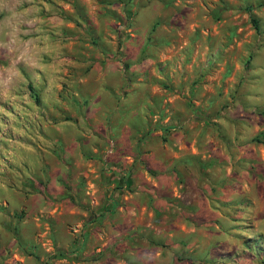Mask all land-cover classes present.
Segmentation results:
<instances>
[{
    "label": "rangeland",
    "instance_id": "374dc122",
    "mask_svg": "<svg viewBox=\"0 0 264 264\" xmlns=\"http://www.w3.org/2000/svg\"><path fill=\"white\" fill-rule=\"evenodd\" d=\"M98 65L120 71L116 92L83 87ZM82 90L107 93L91 110L106 129L78 150ZM240 107L264 120V0H0V182L34 196L14 216L33 231L26 264H140L183 232L175 207L234 203L217 139L233 156ZM83 205H112L113 228L79 223ZM242 226L227 248L260 251Z\"/></svg>",
    "mask_w": 264,
    "mask_h": 264
},
{
    "label": "crops",
    "instance_id": "0c3cea01",
    "mask_svg": "<svg viewBox=\"0 0 264 264\" xmlns=\"http://www.w3.org/2000/svg\"><path fill=\"white\" fill-rule=\"evenodd\" d=\"M94 74L97 75L96 80ZM86 77L88 76H83L80 80L83 87H86L88 82H96L108 85L114 92L117 91L121 82L120 71L113 65H98L97 73L91 74L89 79ZM95 92L86 90L79 92L80 98L90 101L89 105L92 109H88L90 113L87 117L84 116L82 119L79 117L81 128L76 131L75 137H73L77 142L78 150L83 149L84 146L91 148L94 132L99 130V127L106 129L104 117L95 118L91 110L99 106L93 100L98 96L104 97L107 93ZM166 121L164 124L159 122V126L156 128L157 132L173 130L171 127H167L172 124L167 125ZM182 123L185 124V128L191 127V123L189 125L187 121ZM236 123H238L237 134L232 139L235 143L233 156H226V139L221 133L225 130L222 126L218 127L217 139L218 152L221 154V157L218 156L217 162L223 165L222 170L218 173V180L223 181L222 184H218V195L222 200L223 196H233L234 203L213 205L201 203L186 207V209L183 207V210L175 207L178 212H189L190 214L189 220L184 217L176 219L183 232H177L175 235L169 234L171 236L169 237L170 248L167 250L158 249L143 253L140 264H264V120H260L257 115L252 114L250 107L243 109L240 107L239 119ZM258 138L261 140L259 141ZM192 150L195 153L193 148ZM181 159H188V157L178 153L173 154L169 163ZM227 160H232L231 171L230 167L228 169L224 166L225 163H228ZM206 190H210L208 185ZM51 198H54L53 193H51ZM33 201L34 196L29 194L27 189L22 191L7 189L6 185L0 182V203L4 204V207L0 205V264H16L17 261L26 264V259L30 257V247L33 246V242H28L26 238L31 237L33 231L24 229L29 221L26 219L16 221L14 216L19 208L23 207L28 210ZM54 206L52 205L51 209ZM113 210L112 205L106 207L105 210L101 207L87 208L86 205H83L77 210L82 216L79 223L97 227L105 222L109 228H113L111 213ZM91 211L95 212L94 216L97 218L93 219ZM87 212H89L88 216ZM153 214L155 216V212ZM179 215L177 218H180ZM109 217L111 219H108ZM245 222H250L253 225L251 236L257 239L255 243L257 250L260 251H248L246 247L239 248L235 245L232 248H227L225 244L227 233L233 230L234 234L235 229L246 230V227L242 226ZM142 225H146L145 220L142 221ZM228 228L231 229L227 230ZM236 235H238L237 232ZM111 239L113 240L112 235Z\"/></svg>",
    "mask_w": 264,
    "mask_h": 264
}]
</instances>
